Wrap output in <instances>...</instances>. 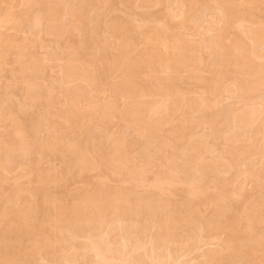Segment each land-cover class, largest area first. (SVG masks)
<instances>
[{
	"label": "bare ground",
	"instance_id": "obj_1",
	"mask_svg": "<svg viewBox=\"0 0 264 264\" xmlns=\"http://www.w3.org/2000/svg\"><path fill=\"white\" fill-rule=\"evenodd\" d=\"M263 13L0 0V264H264Z\"/></svg>",
	"mask_w": 264,
	"mask_h": 264
},
{
	"label": "rangeland",
	"instance_id": "obj_2",
	"mask_svg": "<svg viewBox=\"0 0 264 264\" xmlns=\"http://www.w3.org/2000/svg\"><path fill=\"white\" fill-rule=\"evenodd\" d=\"M137 12H138V11H137ZM263 14H264V13H263ZM204 27H205V26H204ZM6 30H7L6 32H7V33H10V34L14 31V30L12 31L11 29H6ZM12 34H13V35H16V36H17V35H18V36H21V35H19V33H17V32H14V33H12ZM199 34H200V35H199ZM199 34H198L199 36L197 35V37L202 36V33L199 32ZM197 37H196V38H197ZM200 38H201V37H200ZM45 43H46V44H45ZM49 43H50V42H49ZM49 43H48V41H47V42H44L43 45L47 46V45H49ZM48 47L51 48V43H50V45H49ZM48 47H47V50H48ZM49 50H50V49H49ZM38 51L42 52V51H43V48H42V49H39ZM11 57H12V56H11ZM11 57H10V58H11ZM10 58H9V62H10L11 59H13V57H12L11 59H10ZM11 61H12V60H11ZM10 63H13V62H10ZM10 63H9V65L7 66V70H5V72H3V73L0 74V78H2V79L0 80V83H1V84H0V88L3 87L2 89H4V86H3V85H5V86H6V84H7V85H9V84L12 85V83H14V84H13V85H14L13 87L7 89V92H8L7 97H8L9 95H11V96L8 97V98H9V99L11 98V99H10L11 101L14 100V103H15V102L18 103V101L21 100V98H22L21 96L19 97V94H22L23 92H22V89H21V90L19 89V88L21 87V85H19L20 83H19L18 81L15 82V80L12 79V78H13V74H14V70H15V68H16V66H15L16 64H15V63H14V64H10ZM13 65H14L15 67H14ZM9 66H11V68H9ZM12 67H13V70H12ZM49 68H50V67L47 66V68L45 69L44 79H48L49 77L51 78L52 76L54 77V76L56 75V70L54 71V69L52 70V68H50V69H49ZM9 70H10V71H9ZM11 70H12L13 72H12ZM51 70H52V71H51ZM6 72H7V74H6ZM10 73H11V74H10ZM3 74H4L5 76H2ZM204 74L207 75V73H204ZM48 75H49V76H48ZM11 76H12V78H11ZM47 77H48V78H47ZM3 79H4V80H3ZM9 80H10V81H9ZM13 81H14V82H13ZM43 82H44V81H43ZM16 83H17V85H16ZM1 85H2V86H1ZM184 86H185V85H184ZM193 86L195 87V85H192L191 88H192ZM18 87H19V88H18ZM194 87H193V89H194ZM17 88H18L19 90H18ZM195 88H196V87H195ZM197 88H198V87H197ZM0 90H1V89H0ZM17 90H18L19 92H18ZM195 90L198 92L199 89H195ZM2 91H3V90H1L0 93H2ZM20 92H21V93H20ZM14 95H15V96H14ZM226 95H227V94L222 93V94H220V95L217 96V102H218V103L216 104V105H217L216 108L213 107L214 109L212 108V109L210 110L211 115H215L214 112H215V113H218L217 108L219 109V112H220V113H223L224 110H225V108H226V110H228V108H230L231 106L233 107V106H234L233 103L236 102L235 105H236V106L238 105V104H237V101H236L237 99L235 100L234 97H233V98H232V97H228V95H227V97H226ZM16 96H18L20 99H19V98L16 99V98H17ZM218 97H219V99H218ZM221 97H222V98H221ZM253 98L256 99L254 96H252V97H250L249 100H247V101H248V102L250 101L249 103H251V102L253 101L252 104H254L256 101H258V100H253ZM15 100H16V101H15ZM233 100H234L235 102H234ZM251 100H252V101H251ZM232 102H233V103H232ZM17 103H15V104H17ZM229 103H230V104H229ZM231 103H232V105H231ZM227 105H228V106H227ZM218 106H219V107H218ZM234 107H235V106H234ZM223 108H224V109H223ZM36 110H38V109L36 108L34 111H36ZM212 110H213V111H212ZM220 110H221V111H220ZM30 111H31V110H30ZM34 111H32V112H34ZM41 112H42V111H40V112H38V113H41ZM197 130H198V131H197ZM197 130H196V132H197V133H196V136H198L199 134H200V136H201V134L204 135V132L207 133V131L201 130V128H197ZM199 131H200V132H203V133H200ZM194 135H195V134H194ZM54 164H55L56 167H57V166H58V167H61V164H60L58 161H55ZM57 164H60V166L57 165ZM64 165H65V164H64ZM64 168H65V167H64ZM65 170H66V169H65ZM231 173H232V172H230V174L227 173V174H228V175L226 174L227 177H226V175L224 176L225 179H229V177H230L229 175H231ZM241 181H242V180H240V182H241ZM71 182H72V185H69V187L71 186L70 190L72 189V191H73L74 189H76V187H79V185H80L79 183L76 184L73 180H72ZM71 182H70V184H71ZM73 182H74V186H73ZM7 183H8V182H6V184H7ZM238 183H239V182H238ZM238 183L236 184L235 187H237L238 185L241 184V183H240V184H238ZM111 185H115V183H114V184L112 183ZM250 186H251V185H250ZM72 187H74V188H72ZM246 187H248V186H246ZM248 188H251V187H248ZM247 190H248V189H247ZM179 197L181 198V197H183V196H179ZM179 197H178V198H179ZM116 236L118 237L117 234H116ZM204 248H206V247H204ZM87 258H88V259H91V258H89V257H87ZM82 263H83V262H81V263H79V264H82ZM87 263H91V261H89V260L84 261L83 264H87Z\"/></svg>",
	"mask_w": 264,
	"mask_h": 264
}]
</instances>
